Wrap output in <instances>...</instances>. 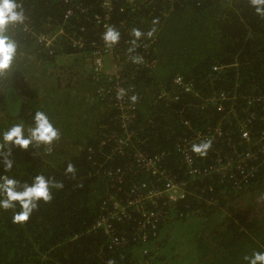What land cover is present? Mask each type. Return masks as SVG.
<instances>
[{
	"label": "trees",
	"instance_id": "16d2710c",
	"mask_svg": "<svg viewBox=\"0 0 264 264\" xmlns=\"http://www.w3.org/2000/svg\"><path fill=\"white\" fill-rule=\"evenodd\" d=\"M18 2L26 15L23 25L10 27L18 55L0 76V110L10 119L5 131L22 123L27 133L34 113L43 111L59 138L21 150L4 146L0 133V176L23 185L43 175L63 188L52 189L51 201L40 203L24 224L12 222L18 207L0 210V264H121L114 250L122 249L110 247L107 234L92 227L105 214V199H120L136 181L153 182L138 172L135 152L156 157L187 193L162 210L150 238L156 252L151 264H246L245 256L264 251V154L241 163L243 174L234 173L242 180L238 186L209 170L226 154L251 151L246 145L264 136V17L250 0H116L110 22L120 39L113 58L137 98L133 144L122 151L114 143L122 132L116 97L99 95L116 82L92 65V42L105 43L95 25L103 0ZM134 29L142 33L138 40ZM41 37L54 42L46 48ZM176 75L205 103L190 95L170 104L159 99L163 93L173 97ZM218 94L225 95L218 102L223 112L206 102ZM242 125L250 142L240 137ZM216 128L222 134L206 156L193 153L195 163L187 164L179 152L183 143ZM5 159L12 161L9 171ZM68 164L74 174L65 173ZM114 230L133 245L130 222L115 223ZM123 251L124 264H140Z\"/></svg>",
	"mask_w": 264,
	"mask_h": 264
},
{
	"label": "built area",
	"instance_id": "2783aa9c",
	"mask_svg": "<svg viewBox=\"0 0 264 264\" xmlns=\"http://www.w3.org/2000/svg\"><path fill=\"white\" fill-rule=\"evenodd\" d=\"M131 3L133 0H126ZM116 0H103L101 4L102 12L96 15V29L101 30L104 34L107 27H111L110 17L114 9V4ZM70 15V11L66 12V17ZM40 41L44 43L46 48H49L54 42V37H41ZM79 47H83V42H77ZM118 49V42L115 45H104L98 46L95 42H92V65L96 72H100L104 68V62L107 56H110L114 62L115 75L111 78L116 84L112 88L100 89V96H109L111 100L116 97L115 102H113L114 107L119 112L118 120L122 132L116 136L114 143L118 151L125 150L128 148L132 142V131H130V125L133 124L135 119L136 106L131 102L130 97L134 96L131 94L132 89L127 85L126 75L122 73L123 65L120 61H115L113 58V53ZM128 59V58H127ZM145 62L143 66L147 67L150 65ZM214 71H219L220 69L215 67ZM172 89L174 92L173 97L171 95H166L165 93L158 96L161 100H173L179 101L184 95H190L198 99L201 103L205 101L198 97L195 93L193 85L186 81L181 75H176L172 79ZM123 90L124 95L119 96L120 91ZM225 99L224 94H218V97H208L206 102L210 101L215 106H217L218 112H223V107L218 104L219 101ZM187 125V123H185ZM130 132V133H129ZM240 137L246 142H250L249 131L246 125H242L240 129ZM222 132L219 128L213 131H209L206 134H199L194 136L193 139L185 141L182 148L179 149L181 154H184V160L187 164L191 165L195 163L193 157L192 145L199 144L207 139L213 140L215 137H220ZM115 137V135H114ZM264 140L263 138L253 145L247 144L246 146L254 148L251 151L239 153L237 156L230 158L227 154L216 160L213 165H210L209 170L214 172L217 176L221 178H230V182H234V185L238 182L234 179L235 171L243 174V165L241 163L246 161L255 160L258 155L264 154V144H258ZM135 164L138 167V172L147 173L153 182L147 184L146 182L133 183L129 190H127L124 195L119 199L117 197L110 196L102 202L104 215L94 223L92 229H101L107 234L108 242L110 241V247L118 248L119 250H124V255L132 254L134 258H138L140 264H151L152 259L156 255L154 249L152 248L151 237L156 236V229L158 228V222L160 220V215L163 213V209L166 204L175 205L184 200L187 196L185 191V184L178 182L175 176L165 167L160 166L158 159L153 157L151 159L146 158L140 152H135L134 154ZM248 177V176H247ZM246 176L243 180H246ZM120 181V179H115ZM238 183V184H240ZM238 186V185H237ZM112 195V194H110ZM173 207V209H174ZM172 209V210H173ZM170 216V215H169ZM130 222L132 231V242L133 245L128 247V241L115 232L114 224H124ZM121 251L114 250L116 252L117 258L121 264H124L125 257ZM123 262V263H122Z\"/></svg>",
	"mask_w": 264,
	"mask_h": 264
},
{
	"label": "clouds",
	"instance_id": "9594fccd",
	"mask_svg": "<svg viewBox=\"0 0 264 264\" xmlns=\"http://www.w3.org/2000/svg\"><path fill=\"white\" fill-rule=\"evenodd\" d=\"M250 4L257 16L264 17V0H250ZM25 20V11L18 0H0V76L9 73L18 55L19 45L10 34V27L23 25ZM153 23H156V21ZM154 31L155 29L147 35L151 36ZM132 35L138 40L142 36V33L134 29ZM102 38L106 45H115L120 39V33L112 27H107ZM133 44H135V41H133ZM132 50L130 49L129 51ZM133 62H140V58L135 57ZM123 95L124 92L121 90L119 96L122 97ZM136 99V96L130 97L133 103H135ZM166 101L168 104L177 102L172 99ZM116 112L119 117V112L117 110ZM58 138V130L43 111H36L34 113L33 126L27 130V133L25 132L24 125L17 123L2 135L4 146L16 147L21 150H27L33 143L48 146ZM211 146L212 140L207 139L199 144H193L191 150L194 154L203 158ZM12 167V161L5 159L4 170L9 171ZM65 173H75V168L72 164L67 165ZM62 188V183H54L43 175H37L30 184L25 183L23 185L19 184L14 178L0 176V210L18 207L19 211H14L12 222L14 224H24L29 220L40 203L51 201L52 189L60 190ZM110 194L112 193H108L107 195ZM244 261L246 264H264V251H253L251 256L244 257Z\"/></svg>",
	"mask_w": 264,
	"mask_h": 264
},
{
	"label": "rangeland",
	"instance_id": "374dc122",
	"mask_svg": "<svg viewBox=\"0 0 264 264\" xmlns=\"http://www.w3.org/2000/svg\"><path fill=\"white\" fill-rule=\"evenodd\" d=\"M150 63L152 64L151 61H150ZM155 64H156V60L153 62L152 68L155 66ZM108 67L111 68V71L110 72H107V68ZM104 71L109 76H114L115 75L114 62L112 61V59H111L110 56H107V58L105 59V62H104ZM0 108H1V106H0ZM9 121H10V119L6 116V114L4 112L2 113V111L0 110V133H4V132L7 131V130L5 131V128L10 125Z\"/></svg>",
	"mask_w": 264,
	"mask_h": 264
},
{
	"label": "crops",
	"instance_id": "0c3cea01",
	"mask_svg": "<svg viewBox=\"0 0 264 264\" xmlns=\"http://www.w3.org/2000/svg\"><path fill=\"white\" fill-rule=\"evenodd\" d=\"M110 71H111V68H110V67H108V68H107V72H110Z\"/></svg>",
	"mask_w": 264,
	"mask_h": 264
}]
</instances>
